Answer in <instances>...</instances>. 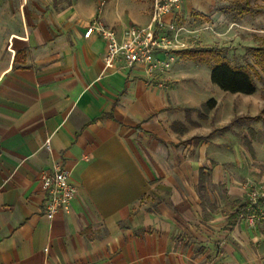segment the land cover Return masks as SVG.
Masks as SVG:
<instances>
[{
    "label": "crops",
    "instance_id": "obj_1",
    "mask_svg": "<svg viewBox=\"0 0 264 264\" xmlns=\"http://www.w3.org/2000/svg\"><path fill=\"white\" fill-rule=\"evenodd\" d=\"M150 2L0 0V264H264V215L232 218L243 184L264 183L256 149L212 138L204 103L178 99L192 61L149 82L84 37L96 18L146 26ZM55 163L77 192L48 220L40 175Z\"/></svg>",
    "mask_w": 264,
    "mask_h": 264
},
{
    "label": "rangeland",
    "instance_id": "obj_2",
    "mask_svg": "<svg viewBox=\"0 0 264 264\" xmlns=\"http://www.w3.org/2000/svg\"><path fill=\"white\" fill-rule=\"evenodd\" d=\"M218 0H178L172 7L170 16L175 28H183L182 40L201 48L221 49V56L233 67L246 64L253 66L257 72L254 77L257 91L251 96L229 94L221 91L210 82V66L206 64L182 62L181 71L185 82L179 90L178 99L182 104L198 106L212 99L218 107L211 111L204 128L214 130L212 138L227 144L238 142L242 135L250 138L249 129L256 132L252 142L256 149V160L252 169L264 173V70L255 62L251 54H246L249 47L257 44L264 36V0H253L255 7H260V14L235 17L222 15L215 10ZM148 5L150 0H144ZM133 5V4H132ZM145 17H139L138 23L144 24ZM187 32L194 33L193 37ZM191 81H188L190 80ZM180 88V89H181ZM195 119L196 115H193ZM253 118L254 120H249ZM228 124L220 125V123ZM220 125V126H219ZM225 126V127H224ZM224 127V128H223ZM223 128V130H220ZM200 130V129H199ZM264 188V183L261 184Z\"/></svg>",
    "mask_w": 264,
    "mask_h": 264
},
{
    "label": "built area",
    "instance_id": "obj_3",
    "mask_svg": "<svg viewBox=\"0 0 264 264\" xmlns=\"http://www.w3.org/2000/svg\"><path fill=\"white\" fill-rule=\"evenodd\" d=\"M178 0H154L150 20L144 27L129 25L120 33L107 28L96 18L86 30L84 37L97 35L105 47V63L107 66L121 61L126 68L142 67L147 81L151 82L168 74L177 62L176 53L193 48V45L182 40L183 28H167L164 17L171 13ZM100 13V9L97 11ZM193 37L194 33L187 32ZM49 140L45 147L48 148ZM40 180L44 193L43 212L48 220H52L59 212H67L76 195V188L69 184V171L58 163L53 164L48 173H41ZM248 205L238 216L250 227L264 215V188H258L251 182L243 184Z\"/></svg>",
    "mask_w": 264,
    "mask_h": 264
},
{
    "label": "trees",
    "instance_id": "obj_4",
    "mask_svg": "<svg viewBox=\"0 0 264 264\" xmlns=\"http://www.w3.org/2000/svg\"><path fill=\"white\" fill-rule=\"evenodd\" d=\"M253 0H221L216 6V11L223 15H233L235 17H243L247 15L260 14V7L252 4ZM222 50L217 48H199L194 47L176 53L177 56L188 59L195 63H205L210 65V82L217 86L221 91L229 94H241L251 96L257 91V85L254 77L257 76L255 68L249 64L240 67H233L226 62L221 56ZM246 54H251L255 62L264 70V36L258 39L255 46L249 47ZM216 102L212 99L208 100L197 110V114L201 119L215 109ZM264 114V110L262 111ZM249 120H254L249 118ZM250 138L242 135L241 142L249 152L252 150V142L256 139V132L249 129ZM248 205V202L240 204L232 213L233 220ZM260 205L264 206V199L260 200Z\"/></svg>",
    "mask_w": 264,
    "mask_h": 264
}]
</instances>
